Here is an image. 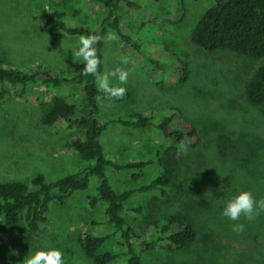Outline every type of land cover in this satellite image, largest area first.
Instances as JSON below:
<instances>
[{"label":"rangeland","instance_id":"obj_1","mask_svg":"<svg viewBox=\"0 0 264 264\" xmlns=\"http://www.w3.org/2000/svg\"><path fill=\"white\" fill-rule=\"evenodd\" d=\"M118 7L120 28L138 44L134 49L113 30H108L102 49V71L116 67L130 70L125 87L128 98H109L98 104L96 118L108 121L101 134L107 158L122 163L153 158V164L134 171L105 173L117 192L149 182L157 174L171 181L166 194L133 193L124 203L122 215L138 234V241L156 238L155 224L177 215L196 230V239L183 248L144 250L142 264H264V212L248 221H232L222 215L228 200L240 191L264 198V103L250 104L245 87L264 56L252 59L227 50L207 51L191 40L200 16L215 0H127ZM45 11L73 26L99 27L104 9L93 0H0V55L12 67L45 69L53 74L74 75L84 67L73 55L80 36H68L42 26L35 15ZM109 34L113 39L109 40ZM129 63H121V57ZM112 84L117 81L110 78ZM97 84V82H96ZM82 86L51 87L38 84L13 88L0 100V182L20 181L34 188L31 179L42 174L52 181L76 172L84 162L71 147L81 131L58 121L41 123L40 101L66 97L84 107ZM142 113L145 127L111 122L119 116ZM165 116L183 127L195 128L187 154L177 156L178 145L159 135L152 125ZM183 121V122H181ZM185 122V123H184ZM151 123V124H150ZM140 174L134 178L131 173ZM99 178L89 177L85 189L71 192L63 203L51 202L47 219L32 232L27 221L7 229L0 238V264H23L28 254L55 247L65 264H95L79 242L86 234L106 235L112 227L104 223L105 206L92 204ZM140 206V208H139ZM242 223L237 233L232 225ZM139 247V248H140ZM116 253L106 264H126L116 237H109L95 253Z\"/></svg>","mask_w":264,"mask_h":264},{"label":"trees","instance_id":"obj_2","mask_svg":"<svg viewBox=\"0 0 264 264\" xmlns=\"http://www.w3.org/2000/svg\"><path fill=\"white\" fill-rule=\"evenodd\" d=\"M104 9L100 25L93 29L86 26H73L65 20L40 11L35 15L39 23L49 29H58L68 36H81L95 34L103 39L95 45L97 56L100 59L99 71H102V49L104 37L108 30H113L126 43L134 49L138 44L130 36L124 34L120 28L118 7L127 0H93ZM191 40L207 51L227 50L252 59L264 56V0H215L197 20L191 31ZM81 68L74 75L53 74L33 67L19 68L7 66L0 55V100L9 92L19 86L20 97L25 95L28 88L38 84H49L51 87L82 86L84 107L80 114H76L77 106L66 97L54 95L47 101H40L42 107L41 123L52 125L58 121L64 123L66 128L78 129L82 133L71 143V147L84 162L78 171L68 173L52 181H46L42 174L31 179L34 188L20 181L0 182V238L7 229L16 225L21 216L27 221L30 231L38 230L41 223L47 219V211L51 202L63 203L64 199L73 191L85 189L91 175L99 178L96 194L89 198L90 204L101 201L105 206L104 223L112 227L106 235L86 233L79 237V242L85 254L95 264H106L116 257V253H95L109 237H116L123 255L127 257L126 264H142L141 245L144 250L159 247L165 242L168 248H183L193 243L197 237L195 228L177 215H168L161 224H155L156 238L151 241H138V234L126 221L122 212L125 210V201L135 192H156L158 195L166 194L171 181L166 174H157L149 182L137 187L117 192L111 186L106 176L107 166L115 170L134 171L145 169L153 164L154 159L128 160L122 163L107 158L101 134L108 121L100 122L96 118L98 104L96 97L105 94L97 88L93 75H85ZM106 95V94H105ZM107 96V95H106ZM127 91L123 98H128ZM245 96L252 105L264 103V65L260 66L245 87ZM149 118L142 113H133L128 116H119L111 122L129 127H145ZM183 122V121H181ZM185 123V122H184ZM151 124V123H150ZM173 123L171 116H165L158 122H152L157 133L175 142H181L186 137L196 133L193 126L185 123ZM136 178L137 173H131ZM140 208V206H139ZM140 247V248H139ZM167 264H174L168 261Z\"/></svg>","mask_w":264,"mask_h":264},{"label":"clouds","instance_id":"obj_3","mask_svg":"<svg viewBox=\"0 0 264 264\" xmlns=\"http://www.w3.org/2000/svg\"><path fill=\"white\" fill-rule=\"evenodd\" d=\"M109 40L113 39V35L109 34ZM103 37L95 34L81 35L78 40V45L73 50V55L76 58L82 59L84 67L83 74L93 75L97 82V88L109 98L122 99L127 89L120 85L126 84L130 70L116 67L111 71L100 72V59L97 56L95 45L99 43ZM121 63H129L128 57H121ZM110 78H114L117 83L112 84ZM99 103L102 97H96ZM188 144L181 141L178 145L177 156L187 154ZM261 212H264V198L256 200L250 191H240L227 201L222 215L232 221H239L243 216L246 220L255 219ZM234 232L240 233L244 231L242 223L232 225ZM23 264H65L64 254L55 247H48L46 250L39 249L34 253L28 254L23 260Z\"/></svg>","mask_w":264,"mask_h":264}]
</instances>
